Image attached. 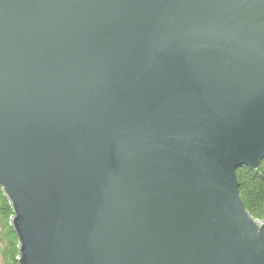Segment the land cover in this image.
I'll use <instances>...</instances> for the list:
<instances>
[{
	"label": "water",
	"instance_id": "obj_1",
	"mask_svg": "<svg viewBox=\"0 0 264 264\" xmlns=\"http://www.w3.org/2000/svg\"><path fill=\"white\" fill-rule=\"evenodd\" d=\"M263 157L264 0H0L18 264H264Z\"/></svg>",
	"mask_w": 264,
	"mask_h": 264
},
{
	"label": "trees",
	"instance_id": "obj_2",
	"mask_svg": "<svg viewBox=\"0 0 264 264\" xmlns=\"http://www.w3.org/2000/svg\"><path fill=\"white\" fill-rule=\"evenodd\" d=\"M238 194L247 213L264 220V157L257 170L245 166L235 170ZM10 204L0 190V264H18V240L10 225Z\"/></svg>",
	"mask_w": 264,
	"mask_h": 264
}]
</instances>
